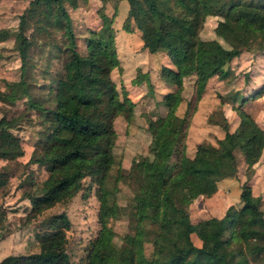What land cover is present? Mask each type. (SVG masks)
Wrapping results in <instances>:
<instances>
[{
	"label": "trees",
	"instance_id": "obj_1",
	"mask_svg": "<svg viewBox=\"0 0 264 264\" xmlns=\"http://www.w3.org/2000/svg\"><path fill=\"white\" fill-rule=\"evenodd\" d=\"M126 1L123 28L131 32L133 23L148 52L166 55L170 65H161L159 74L167 84L176 85L174 91L162 94L160 102L167 108L166 115L148 120L152 134L149 155L132 160L127 173L121 174L135 190L128 212L114 199V184L108 185L114 160L112 122L129 101L126 96L119 100L110 76L113 68H119L111 21H102L92 33L95 37L88 40L87 53L82 56L62 0H29L18 15L20 75L9 84V91L0 90V101L13 103L25 97L27 111L35 110L43 127L40 134L46 145L37 162L45 167L47 177L35 193L27 195L31 204L28 217L69 200L82 189L84 177L90 176L97 185L99 229L89 243L84 264H250L253 255L264 253V244L249 246L257 235L264 239V210L261 197L253 195L249 183L241 185L238 207L229 205L222 216L196 222L175 198L186 204L195 194L209 197L217 191L225 173L211 165L215 163L206 162L212 158H207L209 154L233 158L238 149L246 167H252L263 152L264 129L253 126L245 137H238L229 130L220 110L221 122L210 117L209 122L221 125L224 141L216 147L199 143L195 155L189 157L184 137L194 106L188 103L183 116L174 112L181 101L185 74L194 76L195 98L199 99L209 78L230 76L233 58L253 47L264 48V0ZM211 15L220 16L214 27L216 38L202 39L199 30ZM46 46V65L41 71L45 80L37 83L32 78L30 52ZM54 60L59 64L52 69ZM37 92L44 95L39 97ZM247 98L237 90L230 100L239 103L237 114L251 121L242 109ZM18 120L0 117L1 159L14 160L23 154L20 140L11 130ZM152 175L160 179L156 195L149 192ZM6 180L0 172V188ZM122 214L127 217V231L117 241L108 220ZM255 225L261 226L262 232L252 230ZM42 228L36 234L38 251L6 255L0 264H69L66 213L46 217ZM192 234L200 245L193 243ZM146 244L151 246L148 254Z\"/></svg>",
	"mask_w": 264,
	"mask_h": 264
},
{
	"label": "rangeland",
	"instance_id": "obj_2",
	"mask_svg": "<svg viewBox=\"0 0 264 264\" xmlns=\"http://www.w3.org/2000/svg\"><path fill=\"white\" fill-rule=\"evenodd\" d=\"M28 2L29 0H0V90L3 91H9V84L19 79L21 62L16 51L19 44L18 15ZM62 2L71 16L77 37V51L80 55H86L88 40L94 39L92 33L101 27L102 21H111L114 30L119 68H113L110 76L118 89L119 100L124 101L123 98L126 96L129 101L112 122L115 137L111 151L114 160L109 170L108 185L114 184L116 188L114 199L128 212L135 190L132 183L121 178V174L127 173L132 160L149 155L152 134L148 129V120L167 113V108L160 102L162 94L174 91L176 85H169L163 81L159 69L161 65H170L169 59L163 52H148L143 47L140 32L133 23L131 32L123 28L128 11L126 0H62ZM218 19L220 16L206 17L199 30L200 38H216L214 27ZM41 41L43 39H39V42ZM47 48V46L42 47V50L33 48L30 52V62L33 63L32 78L37 83L45 80L41 71L46 65ZM58 64L59 62L54 60L52 69ZM229 67L232 69L229 77L219 79L213 76L208 79L199 99L195 98L194 76L185 74L182 78L181 101L174 113L183 116L188 103L194 106L184 137L185 152L189 157L195 155L199 143L216 147L219 142L224 141V130L221 125L209 122V117L221 122L220 110L227 118L229 130L238 137H245L253 126L264 129V48L253 47L241 52L230 61ZM141 74L146 76L143 77ZM237 90L249 97L242 105V109L251 117V121L242 119L236 112L239 103L230 100L231 94ZM254 90H261L260 94L250 97ZM43 95L41 93L39 97ZM1 116L19 118L11 130L18 136L23 154L14 160L0 158V172L7 176L6 183L0 188V259L9 254H29L38 251L39 240L36 234L43 229L45 218L54 213L65 212L69 220V228L66 230L69 264H84L89 243L99 229L96 183L91 182L90 176H85L82 189L72 198L54 204L36 217H28L31 204L27 195L35 193L47 177L45 167L37 162L46 145L45 137L40 134L43 127L39 123L36 111H27L25 97L13 103L0 101ZM233 156L221 157L215 153L207 157L210 160L206 162L215 163L211 165L225 173V177L218 181L217 191L213 195L205 197L195 194L192 201L186 204L175 198L176 202L189 212L191 221L196 222L210 216L220 217L229 205L238 207L239 192L245 181L251 185L253 195L261 197V208L264 210V148L259 160L252 167H246L238 149L234 150ZM159 183V177L152 175L149 186L151 194L159 193ZM126 218L122 214L108 220V226L115 232L117 241L127 231ZM251 229L262 232L259 225ZM191 239L194 244L200 245L194 234L191 235ZM263 244L264 239L261 235H257L249 242L250 247ZM150 249L151 246L146 244L147 254ZM250 264H264V253L253 255Z\"/></svg>",
	"mask_w": 264,
	"mask_h": 264
},
{
	"label": "crops",
	"instance_id": "obj_3",
	"mask_svg": "<svg viewBox=\"0 0 264 264\" xmlns=\"http://www.w3.org/2000/svg\"><path fill=\"white\" fill-rule=\"evenodd\" d=\"M218 187V186H217ZM199 200V199H198Z\"/></svg>",
	"mask_w": 264,
	"mask_h": 264
}]
</instances>
